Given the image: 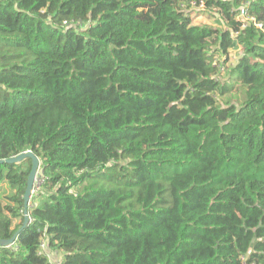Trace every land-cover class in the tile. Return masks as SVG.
Masks as SVG:
<instances>
[{
    "label": "trees",
    "instance_id": "trees-1",
    "mask_svg": "<svg viewBox=\"0 0 264 264\" xmlns=\"http://www.w3.org/2000/svg\"><path fill=\"white\" fill-rule=\"evenodd\" d=\"M26 150L0 264H264V0H0V159Z\"/></svg>",
    "mask_w": 264,
    "mask_h": 264
},
{
    "label": "water",
    "instance_id": "water-1",
    "mask_svg": "<svg viewBox=\"0 0 264 264\" xmlns=\"http://www.w3.org/2000/svg\"><path fill=\"white\" fill-rule=\"evenodd\" d=\"M26 157H29L31 159V166H30V170L27 176L26 186H25L24 193H23V225L29 220L27 206L31 202L32 188L34 185V180L36 177L37 169L40 167L39 165L40 161L38 157L35 154H33L30 150L23 151L9 158L0 159V163L1 162L12 163V162H19ZM14 239H15V235H13L9 239L2 240L0 244L4 245V244L12 243Z\"/></svg>",
    "mask_w": 264,
    "mask_h": 264
},
{
    "label": "rangeland",
    "instance_id": "rangeland-1",
    "mask_svg": "<svg viewBox=\"0 0 264 264\" xmlns=\"http://www.w3.org/2000/svg\"><path fill=\"white\" fill-rule=\"evenodd\" d=\"M204 8L202 9H198L195 11V9H192L190 8L188 10V13L191 14L192 16V22L194 25H197V26H203V25H207V26H214V27H219V24L217 22H215L214 18H211L209 17V15L207 13H205L203 11ZM236 52L237 50H231L230 52V57L226 63H225V66H231L235 57H236ZM231 85H233V88L231 90V92L229 93V97L233 100V101H236L237 98L239 96V85L237 82H235L233 79H231ZM40 174H41V169L40 167L37 169V172H36V177H35V180H38L40 179ZM8 189V185H7V182L6 181H3L1 184H0V195L2 194H5ZM54 251V250H53Z\"/></svg>",
    "mask_w": 264,
    "mask_h": 264
},
{
    "label": "built area",
    "instance_id": "built-area-1",
    "mask_svg": "<svg viewBox=\"0 0 264 264\" xmlns=\"http://www.w3.org/2000/svg\"><path fill=\"white\" fill-rule=\"evenodd\" d=\"M235 17L242 19V27H245L248 23H252L253 25H255L258 28L263 27V24L261 22H258L255 17H252V15H250L248 13L246 8H240V10L237 12ZM229 57H230V54H229ZM216 64L220 70H223L222 63L217 62ZM42 180H43V174L41 173L40 179H38L34 182L31 195H33L38 190ZM29 205H32V202H30ZM43 245H44V241H41V246H43Z\"/></svg>",
    "mask_w": 264,
    "mask_h": 264
},
{
    "label": "crops",
    "instance_id": "crops-1",
    "mask_svg": "<svg viewBox=\"0 0 264 264\" xmlns=\"http://www.w3.org/2000/svg\"><path fill=\"white\" fill-rule=\"evenodd\" d=\"M19 218H14L13 224L17 223ZM43 253L47 256L50 264H59L61 260V253L57 250H43Z\"/></svg>",
    "mask_w": 264,
    "mask_h": 264
}]
</instances>
